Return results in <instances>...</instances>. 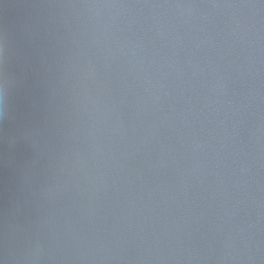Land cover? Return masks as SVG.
Instances as JSON below:
<instances>
[{
	"label": "water",
	"instance_id": "obj_1",
	"mask_svg": "<svg viewBox=\"0 0 264 264\" xmlns=\"http://www.w3.org/2000/svg\"><path fill=\"white\" fill-rule=\"evenodd\" d=\"M0 24L3 264H264V0H3Z\"/></svg>",
	"mask_w": 264,
	"mask_h": 264
},
{
	"label": "clouds",
	"instance_id": "obj_2",
	"mask_svg": "<svg viewBox=\"0 0 264 264\" xmlns=\"http://www.w3.org/2000/svg\"><path fill=\"white\" fill-rule=\"evenodd\" d=\"M7 7V5H5ZM12 38L6 24H0V146L10 145L13 138L8 135V124L12 115ZM0 264H3L0 261Z\"/></svg>",
	"mask_w": 264,
	"mask_h": 264
},
{
	"label": "snow or ice",
	"instance_id": "obj_3",
	"mask_svg": "<svg viewBox=\"0 0 264 264\" xmlns=\"http://www.w3.org/2000/svg\"><path fill=\"white\" fill-rule=\"evenodd\" d=\"M0 5H3V0H0Z\"/></svg>",
	"mask_w": 264,
	"mask_h": 264
}]
</instances>
